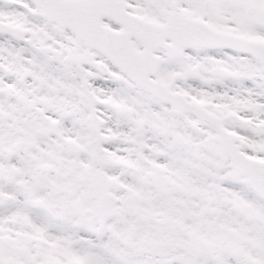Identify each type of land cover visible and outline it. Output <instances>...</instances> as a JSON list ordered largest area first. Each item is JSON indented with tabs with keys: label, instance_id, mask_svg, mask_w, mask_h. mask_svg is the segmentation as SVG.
I'll return each mask as SVG.
<instances>
[{
	"label": "snow or ice",
	"instance_id": "1",
	"mask_svg": "<svg viewBox=\"0 0 264 264\" xmlns=\"http://www.w3.org/2000/svg\"><path fill=\"white\" fill-rule=\"evenodd\" d=\"M0 264H264V0H0Z\"/></svg>",
	"mask_w": 264,
	"mask_h": 264
}]
</instances>
